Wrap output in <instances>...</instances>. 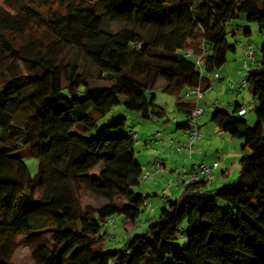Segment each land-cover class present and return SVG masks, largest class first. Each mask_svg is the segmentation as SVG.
<instances>
[{
  "label": "trees",
  "instance_id": "trees-1",
  "mask_svg": "<svg viewBox=\"0 0 264 264\" xmlns=\"http://www.w3.org/2000/svg\"><path fill=\"white\" fill-rule=\"evenodd\" d=\"M16 4L12 12L0 11V264H13L18 237L31 241L42 234L47 241L31 249L36 264H264V43L260 68L244 76L256 101V125L240 114L239 102L211 117L250 150L240 159L237 181L213 190L210 181L184 185L182 203L167 198L143 233L108 250L104 225L121 215L134 226L149 195L133 189L144 173L126 117L97 126L119 104L145 120L164 118L154 93L162 79L164 91L178 97L183 119L174 123L188 130L194 105L182 101L184 90L206 91L209 75L236 50L227 40L232 20L245 18L264 29V0ZM97 4L119 21L118 30L104 28ZM187 46L194 56L185 55ZM75 49L110 83L93 84L78 59L66 61L64 51ZM27 146L38 161L35 174L22 155ZM80 187L104 203L83 206Z\"/></svg>",
  "mask_w": 264,
  "mask_h": 264
},
{
  "label": "rangeland",
  "instance_id": "rangeland-1",
  "mask_svg": "<svg viewBox=\"0 0 264 264\" xmlns=\"http://www.w3.org/2000/svg\"><path fill=\"white\" fill-rule=\"evenodd\" d=\"M18 8L16 0H0V11H9L12 12ZM96 10L103 15L105 19L104 28L116 31L119 29L121 24L116 19L104 13L101 5H96ZM42 31V30H41ZM227 40L229 43L236 46L235 51H230L227 54V62L217 70V72H225L226 81H220L218 76L209 75L212 78L213 88L209 89V95H212L214 99L219 100V103L216 104H207L204 106L206 111L204 117L198 120L199 135L200 140H197L194 144V154L198 159L212 160L219 159L221 162H224L228 159L227 166V179L226 182L219 180H211L209 189L213 190L219 188L225 184H234L239 178L241 171L240 159L243 156H249L250 150L243 149V140L239 138L232 137L225 131H222L215 123L211 121L212 114L216 111L217 108H226V102L232 101L235 95H240V102H243L244 105L250 104L248 111L243 115L247 120L249 125H256L257 118L255 115L254 107L256 101L254 102L253 95L249 92L248 86L238 89L240 83L248 70L260 68V47L264 43V29L259 30V27L256 23L249 22L245 18H237L232 20L227 25ZM246 31H249L248 36H246ZM43 32V31H42ZM251 43L254 47L255 61L250 65V67H242V60L244 59L243 49L247 43ZM187 50H190L194 54L193 46H187ZM64 58L67 60L78 59L80 72L93 84L106 85L110 83V80L106 78V74L99 71L98 66L87 57H84L80 50L75 49L73 51L65 50ZM195 58V57H194ZM196 59V58H195ZM231 76H230V75ZM230 77H229V76ZM213 76V77H212ZM214 78V79H213ZM1 80V77H0ZM162 79H159L157 84L158 86L154 90L156 94L155 101L157 104L161 105L165 109V117L162 119H153L145 120L140 117L136 112L129 111L124 107L123 104L114 106L104 117L98 118L97 126L100 127L108 123L112 118L119 115H124L126 117V126L125 130L135 131L139 139L138 144L134 145L135 154L137 160L142 164L144 172L146 170V165L148 161L155 157V152L160 149V144L158 139L161 137L157 134L158 131L166 125H169L171 128L177 131V134H182L181 129L177 128L173 119L176 117L178 121L183 119V116L180 114L179 109L177 108L176 102L178 97L170 91H164V84ZM222 91V92H221ZM221 92V93H220ZM215 95V96H214ZM185 101H192V98H184ZM209 99V96H208ZM204 101V100H203ZM201 102L206 104V102ZM170 135V132H165ZM167 135V137H169ZM166 136V135H165ZM166 137V138H167ZM169 139V138H167ZM157 140V141H156ZM186 156H189L188 150L184 151ZM24 156V161L28 165V168L32 174H35L38 169V161L36 158L31 156L30 146L24 148L22 153ZM173 160L168 163V169L179 168V164L175 165ZM181 163V161H179ZM177 170L173 171H162L161 173H156L151 175L147 179H141L139 185L133 187L134 191L139 194L149 195L148 200L159 202L162 204L158 210H156V216L158 217L162 207L165 205L166 199L177 200L179 199L182 203L184 199L183 188H175L174 185H171L170 179H173L174 174ZM159 172V171H158ZM176 176V175H175ZM153 181L155 184L153 185ZM220 183V184H219ZM78 196L82 205H93L99 206L104 203V200L96 196L91 190L86 187L78 188ZM146 207H144L141 212L139 221H142V225L138 226L134 233H143L150 223H153L155 220H152L150 223H145L144 219L146 217ZM114 223H106L103 227L105 232V237L103 240V248L108 250L112 248L122 247L125 240L128 238V232L123 228L124 218L121 215L114 216ZM140 221V222H141ZM114 236V238L112 237ZM18 246L12 257L13 264H36L31 256V249L35 247L38 243L42 241H47V234L38 235L33 240L28 241L23 237H18ZM182 244L187 246V241L183 240Z\"/></svg>",
  "mask_w": 264,
  "mask_h": 264
},
{
  "label": "crops",
  "instance_id": "crops-1",
  "mask_svg": "<svg viewBox=\"0 0 264 264\" xmlns=\"http://www.w3.org/2000/svg\"><path fill=\"white\" fill-rule=\"evenodd\" d=\"M218 73H220V72H216V75H213V74L212 75L217 77L218 76ZM217 78L220 81H224V80L226 81L225 72L220 73L219 77H217ZM212 81H213L212 78H210V86L205 91V98L203 99L204 101L203 100L200 101V104H202L201 103L202 101L204 103L206 102V104H202L203 106H208L209 104H216V103H219L220 102L219 100L214 99V97L212 95H209V91L208 90L214 87V85L212 84ZM240 89H242V88H240ZM208 96H209V99H208ZM239 98H240V95L237 94V95H235L234 99H232V101H227L226 102V108L234 107V105H235L236 102H239V103H241V104L244 105L243 102H245V101H241L240 102ZM182 101L183 102H190V103H192V101H185L184 99H182ZM253 103H255V100H254ZM250 104H252V103H248L247 105H244V106H248V108H249ZM248 108H247L246 112L248 111ZM205 111H206V108L204 110V113H205ZM203 117H204V114H203V116L201 118H203ZM199 125L200 124H198V128H199ZM175 129L171 128L169 125H166V126H164L162 128V130H160V131L157 132V134L161 137L160 139H158V142L160 144V149H158L155 152V157L151 160V162L148 161V164L146 165V170L144 172V169H143V173L144 174H150V176H151L153 174L155 175L156 173H161L162 171L167 172V171H173V170L176 169L177 171L175 173L177 174L178 171L182 167H185V169L188 172H193L194 171V168H195V165L197 163H200V162H203V161H205V162L218 161L220 167H219L218 170H216L215 177H214L213 180H219L220 181V179H221L222 181L226 182V179H227V176H228L227 175L228 167H226L227 166V163H228V159L226 161H224V162H221L219 159H212V160L198 159V157L194 154V151H195L194 150V147H193V150H192V152H191V154L189 156H186L184 154L185 153L184 151L182 153L178 152V150L175 148V144H177V143H185L187 141V138H186V135H185V131L184 130L181 129L182 130L181 131L182 134L179 135V134H177V131H175ZM164 131L165 132L166 131L167 132H170V136L168 134H166ZM167 135L169 137H167ZM166 137L169 138V139L170 138H175V143L174 144H170L169 143V139H167ZM200 139H201V137H200ZM156 160L160 161V163L162 164V170L159 171V172H158V170H157V168L155 166V161ZM172 160L175 162V163H172V164H175V165L179 164L180 167L179 168H176L175 167V169H170L169 170L168 169V163L169 162H172ZM179 161H181V163H179ZM176 174H174L172 176L175 177ZM152 183L154 185L155 184V181H153ZM209 187H210V184L209 185L207 184V189H209ZM175 188H178V187H175ZM181 188H183V187H181ZM181 188H178V189H181ZM147 203L148 204L150 203V206H148V205L146 206V211H145L146 212V217L144 219V222L148 224V223L152 222V220H156V218H157V216H156V210L159 209V207L161 206L162 202L159 201V202H156L155 203L154 201L152 202V201L149 200ZM140 221H139V224H138V220H137V222L135 223L134 226L132 225V223L130 221H126V222L123 223V228L125 230H127V232L129 233L128 234V237L133 234V230H135L138 226L142 225V221L141 222Z\"/></svg>",
  "mask_w": 264,
  "mask_h": 264
},
{
  "label": "built area",
  "instance_id": "built-area-1",
  "mask_svg": "<svg viewBox=\"0 0 264 264\" xmlns=\"http://www.w3.org/2000/svg\"><path fill=\"white\" fill-rule=\"evenodd\" d=\"M244 53V59L242 60V67H250L251 63L255 59L254 55V47L251 43H247L246 46L243 49ZM186 56H194V54L190 50H185ZM196 62L198 65L199 70L203 71V65L201 61V56L196 55ZM214 75H216V72H214ZM247 86V83L245 79L243 78L242 83L239 84V89L244 88ZM184 98H192V104L194 105L193 110L190 115V128L185 131V135L187 138V141L185 143H177L175 144V148L178 150V152L182 153L185 150H188L189 155L191 154L194 144L197 140L200 139L199 131H198V120L203 116L205 107L200 104V101L205 98V91L200 86H188L183 92ZM248 106H243L240 110V114H244L247 110ZM174 122L177 121L176 118L173 119ZM165 132V131H164ZM130 136L134 139V143L138 144L139 139L137 137V133L135 131H130ZM170 136V135H169ZM170 144L175 143V138L169 139ZM155 166L158 171L162 170V164L160 161H155ZM220 167L218 161H212V162H200L195 165L193 172H188L185 167H182L176 176L173 179H170L171 185H174L175 187L181 188L184 185L191 183V182H201L206 181L209 182L214 179L215 172ZM150 177V174H143L142 179H147ZM150 206V203L148 204ZM109 223H114V217L110 218L108 220ZM107 222V223H108ZM114 238V236H112Z\"/></svg>",
  "mask_w": 264,
  "mask_h": 264
}]
</instances>
